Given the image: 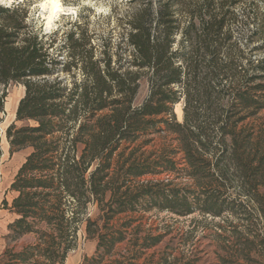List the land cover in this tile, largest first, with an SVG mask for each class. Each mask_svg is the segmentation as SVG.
Here are the masks:
<instances>
[{
  "label": "trees",
  "instance_id": "16d2710c",
  "mask_svg": "<svg viewBox=\"0 0 264 264\" xmlns=\"http://www.w3.org/2000/svg\"><path fill=\"white\" fill-rule=\"evenodd\" d=\"M129 2L108 35L85 19L46 33L29 7L0 4V85L24 86L6 136L30 149L3 205L13 240L35 236L0 264H65L84 222L97 247L81 264H141L163 234L129 232L144 216L112 222L152 211L198 215L190 232L212 229L215 264H264V14L243 0ZM157 135L172 143L149 150Z\"/></svg>",
  "mask_w": 264,
  "mask_h": 264
},
{
  "label": "rangeland",
  "instance_id": "374dc122",
  "mask_svg": "<svg viewBox=\"0 0 264 264\" xmlns=\"http://www.w3.org/2000/svg\"><path fill=\"white\" fill-rule=\"evenodd\" d=\"M47 0H0L1 5L11 6L13 4L22 3L30 8V14L36 18L39 24L43 25V29L47 25L48 7H44ZM62 6V11L53 20L51 28L44 31L50 33L57 28H69L71 23L76 20L85 19L89 22L90 28L98 34L108 35V33L115 28L116 32L122 31L125 20L118 23L117 17L124 18L128 12L132 10L130 0H59ZM257 10L264 14V0H243L240 10ZM251 27V26H249ZM239 29L247 30V26L238 25ZM6 93L4 112L0 113V253L6 249H13L15 251L21 250L26 245L35 241L34 235H25L18 239H12L10 230L8 229L16 215L3 205V200L6 199L11 204L16 195L10 187L11 184L24 162L30 149H22L12 152L10 144L6 136L7 128L16 120V109L18 103H12L9 106V99H20L24 93V86L22 83H10L7 87L0 85V96ZM149 93L148 81L143 78L139 93L135 99V105H140ZM184 100L175 105V112L179 121L183 120ZM256 124H264V110L261 111L254 119ZM18 125L21 123L16 122ZM172 136L165 137L164 135H157L153 143L148 146V149H160L172 143ZM150 177V176H149ZM152 177V176H151ZM164 176H157L162 178ZM179 182L183 185L189 184V180L181 179ZM99 215L98 206L90 205L87 211V217L96 219ZM144 216L143 220L135 221L129 232L133 231L138 224L143 226V235L150 231L153 235L163 234L162 241L155 247L147 250L146 254L140 260V263L152 259L154 262L161 261L162 257L169 259V264H215L217 257L215 245L212 238H209L213 232L212 229L203 230L204 224L199 225L198 229L193 233L191 219L199 217L192 216H176L174 214L164 212H148V213H129L117 216L112 224L119 226L124 221L130 218H139ZM199 219H201L199 217ZM211 218H209L210 220ZM219 221V218L214 220ZM213 224L210 225L212 227ZM128 246V240L118 245V250H124ZM97 247V239L89 237L86 232V222L81 224L78 232V241L75 249L68 254L65 264H81L85 257L94 255ZM1 259V258H0Z\"/></svg>",
  "mask_w": 264,
  "mask_h": 264
},
{
  "label": "bare ground",
  "instance_id": "6f19581e",
  "mask_svg": "<svg viewBox=\"0 0 264 264\" xmlns=\"http://www.w3.org/2000/svg\"><path fill=\"white\" fill-rule=\"evenodd\" d=\"M44 7H48V12L49 14L47 15V29L51 28L53 20L56 19V17L59 15V13L62 11V6L59 0H47L45 4L43 5ZM19 103L18 99L15 98H10L9 99V106H11L12 103ZM6 108V107H5Z\"/></svg>",
  "mask_w": 264,
  "mask_h": 264
},
{
  "label": "crops",
  "instance_id": "0c3cea01",
  "mask_svg": "<svg viewBox=\"0 0 264 264\" xmlns=\"http://www.w3.org/2000/svg\"><path fill=\"white\" fill-rule=\"evenodd\" d=\"M23 95H24V93H23ZM23 95L20 97V99L23 97ZM20 99H19V100H20ZM2 253H3V251L0 253V255H1Z\"/></svg>",
  "mask_w": 264,
  "mask_h": 264
},
{
  "label": "water",
  "instance_id": "95a60500",
  "mask_svg": "<svg viewBox=\"0 0 264 264\" xmlns=\"http://www.w3.org/2000/svg\"><path fill=\"white\" fill-rule=\"evenodd\" d=\"M44 29H45L46 31H48V30H47V26H46Z\"/></svg>",
  "mask_w": 264,
  "mask_h": 264
}]
</instances>
